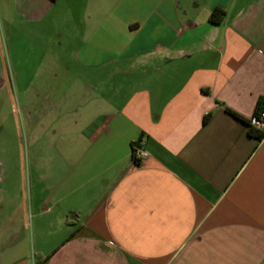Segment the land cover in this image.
Returning <instances> with one entry per match:
<instances>
[{"label": "crops", "instance_id": "0c3cea01", "mask_svg": "<svg viewBox=\"0 0 264 264\" xmlns=\"http://www.w3.org/2000/svg\"><path fill=\"white\" fill-rule=\"evenodd\" d=\"M62 12L35 50L98 94L46 111L21 41ZM262 95L264 0H0V264H264Z\"/></svg>", "mask_w": 264, "mask_h": 264}, {"label": "rangeland", "instance_id": "374dc122", "mask_svg": "<svg viewBox=\"0 0 264 264\" xmlns=\"http://www.w3.org/2000/svg\"><path fill=\"white\" fill-rule=\"evenodd\" d=\"M62 12V15L60 18L56 20V15L51 19H47L46 21L39 24L37 27L29 28V31L24 34L22 45H21V56H24V58L20 61L21 65L19 66L20 71V77L19 82L23 84L27 83V81H31V79L34 77L36 73V70L40 68L38 74H42L41 76H38L36 80H32L31 82H38V88L37 85L34 87H30L28 90V99L29 100H35V101H41L44 105V109L46 108V111L48 109V105L46 103V100H53V103L60 99H68L69 101L77 102L81 100H86V98H92L97 96L98 91L96 86L94 88H90L84 84L83 75L84 72H80V70L77 69V66L72 59V55L74 50L79 46V42L76 41L74 36L71 38L70 42H64L62 43L58 41L55 54H56V62L54 63L53 59H48L43 57L42 51L38 53V49L35 50L37 47L36 42L42 39L41 46L46 47L45 38L49 37L51 34L52 28L54 25L59 26L60 23L57 21L65 20V16ZM53 21V22H52ZM62 26V25H60ZM63 27V26H62ZM64 30L63 28H61ZM73 34V33H72ZM51 36V35H50ZM44 40V41H43ZM32 49H34V55L37 54V56H30L29 53L33 52ZM47 50V48L45 49ZM52 49L47 51L48 53H51ZM23 52V53H22ZM15 59V58H14ZM15 62H18V60H14ZM19 61V62H20ZM54 64L56 67L55 73L56 76L48 75L47 68L49 65ZM65 66H70V68H66ZM38 71V70H37ZM47 73V75H45ZM81 73H84L83 75ZM44 78L45 79H51V83H55L56 91L53 92L52 96H49V92L47 89H44ZM54 78V80H53ZM92 77H90L91 79ZM96 84V80H93ZM109 84V82H108ZM31 85V84H30ZM108 93L112 94V92L107 90ZM19 91L16 90L15 94L16 96L19 95ZM70 105V104H69ZM47 106V107H46ZM80 113V111H79ZM47 118V117H46ZM42 119L41 123L39 124V131L40 134L43 135L44 132L48 129V120ZM39 146L43 148L42 150H49L48 142H44V138L40 141ZM27 150V147L26 149Z\"/></svg>", "mask_w": 264, "mask_h": 264}, {"label": "trees", "instance_id": "16d2710c", "mask_svg": "<svg viewBox=\"0 0 264 264\" xmlns=\"http://www.w3.org/2000/svg\"><path fill=\"white\" fill-rule=\"evenodd\" d=\"M225 16H226V11L224 9L220 8V7H216L211 12L210 19L214 23H220V22H222L225 19ZM263 113H264V95L259 97V99L257 101V106H256L255 113H254V115L252 117L263 118V120H264V116L262 115ZM234 114L238 115L235 112H234ZM251 118L247 119V122L250 125L249 133L251 135H253V136H256L259 139H262L264 137V130L254 126L251 123ZM136 144H139V143L138 142H133L132 151L134 150V145H136ZM132 156L134 158V153L133 152H132Z\"/></svg>", "mask_w": 264, "mask_h": 264}, {"label": "built area", "instance_id": "2783aa9c", "mask_svg": "<svg viewBox=\"0 0 264 264\" xmlns=\"http://www.w3.org/2000/svg\"><path fill=\"white\" fill-rule=\"evenodd\" d=\"M262 115L264 116V113ZM251 123L254 126L264 130V120H263V118L252 117L251 118ZM132 152L134 153L133 160L138 165L141 164L142 162H144L145 159L149 155L148 149L145 148L144 146L140 145V144L134 145V150Z\"/></svg>", "mask_w": 264, "mask_h": 264}]
</instances>
